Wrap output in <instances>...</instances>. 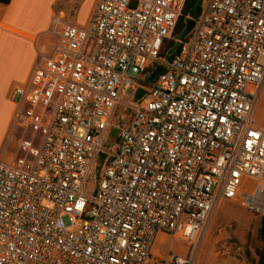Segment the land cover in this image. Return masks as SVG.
<instances>
[{
    "label": "built area",
    "instance_id": "2783aa9c",
    "mask_svg": "<svg viewBox=\"0 0 264 264\" xmlns=\"http://www.w3.org/2000/svg\"><path fill=\"white\" fill-rule=\"evenodd\" d=\"M184 2L97 0L84 25L52 17V48L13 91L0 264H196L222 202L264 216V0H200L181 39ZM158 235L185 252L154 256Z\"/></svg>",
    "mask_w": 264,
    "mask_h": 264
},
{
    "label": "crops",
    "instance_id": "0c3cea01",
    "mask_svg": "<svg viewBox=\"0 0 264 264\" xmlns=\"http://www.w3.org/2000/svg\"><path fill=\"white\" fill-rule=\"evenodd\" d=\"M35 1L11 0L7 5L0 4V159L4 161H10L20 154L18 137L12 128L16 103L13 91L26 83L38 54L52 48V17L57 14L66 16L63 11L55 12V4L59 0ZM95 1L89 0L88 3L77 5L73 22L68 21L84 25L94 8L92 6L96 4ZM42 5L44 7H40ZM260 105L264 107V86L258 108ZM158 236L162 239L166 237ZM155 244L152 254L163 257L158 254Z\"/></svg>",
    "mask_w": 264,
    "mask_h": 264
},
{
    "label": "rangeland",
    "instance_id": "374dc122",
    "mask_svg": "<svg viewBox=\"0 0 264 264\" xmlns=\"http://www.w3.org/2000/svg\"><path fill=\"white\" fill-rule=\"evenodd\" d=\"M83 2L88 3L89 0H59L55 4V12L63 11L66 15L65 19L73 22L75 8ZM130 94H127L126 100ZM120 113L114 118L115 124L120 121ZM255 121L259 126L264 127L262 105L256 111ZM93 182L87 190L88 194L94 189ZM241 188L245 192H250L253 184L246 181L241 184ZM258 226L259 217L245 210L238 201L222 202L218 209L213 211L199 242L196 264H255L257 252L264 251V241L260 240L257 234ZM155 247L158 254L163 257L170 249L180 254L186 250V246L180 241L169 237L162 239L161 236H158Z\"/></svg>",
    "mask_w": 264,
    "mask_h": 264
},
{
    "label": "trees",
    "instance_id": "16d2710c",
    "mask_svg": "<svg viewBox=\"0 0 264 264\" xmlns=\"http://www.w3.org/2000/svg\"><path fill=\"white\" fill-rule=\"evenodd\" d=\"M11 0H0V4L7 5ZM200 0H185L181 16L178 21L177 28L175 30L176 36H181L183 30L185 29L186 22L188 20H195L200 14ZM173 52H167L169 57L173 56ZM260 240L264 241V216L259 217V226L257 231ZM255 264H264V251L257 252V260Z\"/></svg>",
    "mask_w": 264,
    "mask_h": 264
},
{
    "label": "water",
    "instance_id": "95a60500",
    "mask_svg": "<svg viewBox=\"0 0 264 264\" xmlns=\"http://www.w3.org/2000/svg\"><path fill=\"white\" fill-rule=\"evenodd\" d=\"M194 26V22L193 20H188L186 22V26L185 29L183 30L182 34H181V39L185 38L188 33L192 30ZM162 70V66L158 65L150 74V76L148 77L147 81L148 82H152L155 77L160 73V71ZM146 94V90L143 88H138L136 90V92L134 93L132 99H131V103H136L139 100H141L143 98V96ZM131 113V109L129 108H125L122 113H121V117H120V121H123L127 118V116ZM117 134H118V130L116 128H112L110 130L109 136H108V140H107V144L108 145H113L116 142V138H117Z\"/></svg>",
    "mask_w": 264,
    "mask_h": 264
},
{
    "label": "bare ground",
    "instance_id": "6f19581e",
    "mask_svg": "<svg viewBox=\"0 0 264 264\" xmlns=\"http://www.w3.org/2000/svg\"><path fill=\"white\" fill-rule=\"evenodd\" d=\"M218 209V207L216 208V210Z\"/></svg>",
    "mask_w": 264,
    "mask_h": 264
}]
</instances>
